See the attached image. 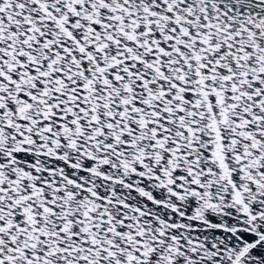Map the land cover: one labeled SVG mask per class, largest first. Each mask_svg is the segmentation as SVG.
Wrapping results in <instances>:
<instances>
[{
    "label": "snow or ice",
    "instance_id": "1",
    "mask_svg": "<svg viewBox=\"0 0 264 264\" xmlns=\"http://www.w3.org/2000/svg\"><path fill=\"white\" fill-rule=\"evenodd\" d=\"M0 264H264V0H0Z\"/></svg>",
    "mask_w": 264,
    "mask_h": 264
}]
</instances>
